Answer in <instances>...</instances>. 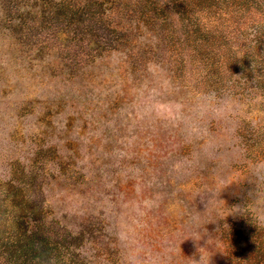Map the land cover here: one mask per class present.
<instances>
[{"label":"rangeland","instance_id":"374dc122","mask_svg":"<svg viewBox=\"0 0 264 264\" xmlns=\"http://www.w3.org/2000/svg\"><path fill=\"white\" fill-rule=\"evenodd\" d=\"M24 3L0 0V219L23 220L33 206L84 230L70 264H123L127 251L225 264L221 224L264 225V184L250 182L264 168L262 100L241 99L226 78L210 86L197 56L165 52L134 69L120 53L79 60L87 41L59 35L73 26ZM207 93L231 101L225 118L201 115Z\"/></svg>","mask_w":264,"mask_h":264},{"label":"trees","instance_id":"16d2710c","mask_svg":"<svg viewBox=\"0 0 264 264\" xmlns=\"http://www.w3.org/2000/svg\"><path fill=\"white\" fill-rule=\"evenodd\" d=\"M24 1L48 23L72 25L61 30L64 39L87 41L79 60L120 53L123 64L134 69L165 58V52L168 61L186 64L197 56L210 86L228 80L241 99L260 98L258 110H264V0ZM258 135L264 143V132ZM28 208L31 214L23 220L0 219V264H70V249L84 246L85 231L69 230L59 219L46 214L42 219ZM219 233L225 264H264V225L244 217L222 223Z\"/></svg>","mask_w":264,"mask_h":264},{"label":"clouds","instance_id":"9594fccd","mask_svg":"<svg viewBox=\"0 0 264 264\" xmlns=\"http://www.w3.org/2000/svg\"><path fill=\"white\" fill-rule=\"evenodd\" d=\"M207 101V110L201 112V115H207L210 119H223L228 114L231 101L224 97H218L215 93H207L204 97ZM184 117V109L179 110ZM250 182L257 185L264 184V168L256 167L251 171ZM116 238L121 242L122 246L129 250V237L126 233L120 232L116 234ZM123 264H157L155 259H144L138 254L127 251Z\"/></svg>","mask_w":264,"mask_h":264}]
</instances>
